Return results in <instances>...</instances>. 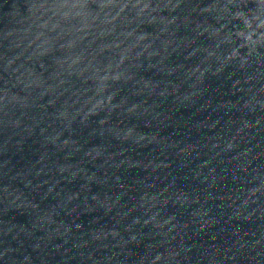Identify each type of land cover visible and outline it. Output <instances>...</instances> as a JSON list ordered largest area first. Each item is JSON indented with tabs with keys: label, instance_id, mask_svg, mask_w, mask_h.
I'll return each instance as SVG.
<instances>
[{
	"label": "water",
	"instance_id": "95a60500",
	"mask_svg": "<svg viewBox=\"0 0 264 264\" xmlns=\"http://www.w3.org/2000/svg\"><path fill=\"white\" fill-rule=\"evenodd\" d=\"M0 264H264V0H0Z\"/></svg>",
	"mask_w": 264,
	"mask_h": 264
}]
</instances>
